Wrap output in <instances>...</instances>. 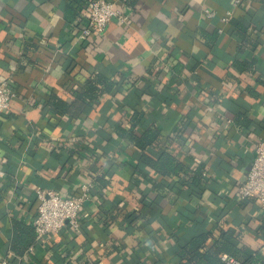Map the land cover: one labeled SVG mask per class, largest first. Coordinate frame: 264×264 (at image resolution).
<instances>
[{"label":"crops","instance_id":"0c3cea01","mask_svg":"<svg viewBox=\"0 0 264 264\" xmlns=\"http://www.w3.org/2000/svg\"><path fill=\"white\" fill-rule=\"evenodd\" d=\"M90 1L0 0V264H178L230 228L264 257V212L239 196L264 137V0H112L123 20L81 36ZM164 152L185 172L141 163ZM87 181L78 225L37 238L34 189Z\"/></svg>","mask_w":264,"mask_h":264},{"label":"built area","instance_id":"2783aa9c","mask_svg":"<svg viewBox=\"0 0 264 264\" xmlns=\"http://www.w3.org/2000/svg\"><path fill=\"white\" fill-rule=\"evenodd\" d=\"M120 15V11L112 0H91L87 12V23L80 31L81 36L102 33L114 17L123 20ZM13 95L7 82L2 81L0 83V113L9 107ZM0 175H2L1 170ZM92 186L91 181L83 182L80 185L79 195H60L52 189L36 187L34 189L36 214L32 222L36 237L40 238L47 233L59 231L66 221L72 227H76L78 213ZM239 196L254 199L260 210L264 212V137L254 144V155L247 175L240 185ZM221 259L226 264H241L227 254H222Z\"/></svg>","mask_w":264,"mask_h":264},{"label":"trees","instance_id":"16d2710c","mask_svg":"<svg viewBox=\"0 0 264 264\" xmlns=\"http://www.w3.org/2000/svg\"><path fill=\"white\" fill-rule=\"evenodd\" d=\"M86 5V2H85ZM99 79L97 77L94 80L87 81V87L80 92V95L92 94L98 91L94 83ZM94 81V83H92ZM154 133L152 130L144 132L142 138L138 141L149 142L153 139ZM138 141H135L138 143ZM141 163L144 165L152 166L160 174H176L180 172L184 173L185 168L180 163H177L171 155L168 153H162L155 160H151L147 155H141ZM201 170L199 168L194 172H189V180H184L179 183L180 188L189 189L195 192V185L200 184L201 181ZM131 217L137 219L136 215H127V219ZM21 237L18 236V240ZM207 233L199 231L198 233L192 234L182 244L176 246L174 253L177 256L178 264H226L222 259V254H227L234 257L241 264H264V257L257 250H252L246 246L240 245V238L233 229L220 230L217 239L213 240L211 244H206Z\"/></svg>","mask_w":264,"mask_h":264}]
</instances>
